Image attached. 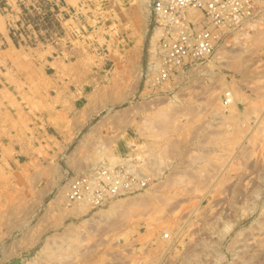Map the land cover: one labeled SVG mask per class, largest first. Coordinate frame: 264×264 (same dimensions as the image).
Segmentation results:
<instances>
[{"label":"rangeland","instance_id":"374dc122","mask_svg":"<svg viewBox=\"0 0 264 264\" xmlns=\"http://www.w3.org/2000/svg\"><path fill=\"white\" fill-rule=\"evenodd\" d=\"M153 28L149 0H0V251L24 247L0 264H264V24L163 77ZM111 72L109 111L130 108L117 123L140 143L71 170L48 116L72 78ZM101 165L143 185L70 203L71 177Z\"/></svg>","mask_w":264,"mask_h":264},{"label":"built area","instance_id":"2783aa9c","mask_svg":"<svg viewBox=\"0 0 264 264\" xmlns=\"http://www.w3.org/2000/svg\"><path fill=\"white\" fill-rule=\"evenodd\" d=\"M149 9L153 30L160 33L157 49L162 77L208 57L223 29L231 32L264 24V0H149ZM132 171L128 165H101L75 174L68 199L95 206L112 195L133 191L143 181Z\"/></svg>","mask_w":264,"mask_h":264},{"label":"crops","instance_id":"0c3cea01","mask_svg":"<svg viewBox=\"0 0 264 264\" xmlns=\"http://www.w3.org/2000/svg\"><path fill=\"white\" fill-rule=\"evenodd\" d=\"M119 80H117V74H113V72L110 76L97 74L92 77L84 76L81 79L72 78L70 82L78 85L76 87L72 86L62 98L66 104L64 111L61 110L58 113L59 115L51 113L48 116V121L54 128V134L48 135V138L51 141H57L64 150L71 147V152L67 155L65 161L61 162V165L67 166L71 170H86L100 163L98 161L91 166L92 164L87 157L91 149L110 144L113 155L122 156L131 152V148L136 143H140V135H136L138 132L135 127L131 125L123 127L117 123L118 117L122 115L121 113L127 114L130 108L125 106L113 113L109 111L111 107L118 106L125 101V99H121L116 91L118 89L116 87L120 83ZM85 83H94V87L87 90ZM80 149L83 150V154L80 153ZM75 153L76 156L72 160L71 158ZM60 160L59 157L57 161L60 163ZM62 176V169L58 168L53 177L47 179L48 188L52 189L54 182L57 185ZM50 179H54V182H50ZM41 193L46 192L41 191ZM23 251L24 247L18 245L12 248L11 252L3 249L0 251V262L9 258L15 259Z\"/></svg>","mask_w":264,"mask_h":264},{"label":"bare ground","instance_id":"6f19581e","mask_svg":"<svg viewBox=\"0 0 264 264\" xmlns=\"http://www.w3.org/2000/svg\"><path fill=\"white\" fill-rule=\"evenodd\" d=\"M195 14V13H194ZM259 26V25H258ZM258 26H257V28H258ZM254 28V27H253ZM255 29H256V27H255ZM237 32V31H236ZM239 34V33H238ZM156 36H158V30L155 28L154 30H153V33H152V36H151V40L153 39V38H155ZM156 39V38H155ZM151 42V41H150ZM152 42H153V40H152ZM155 42V41H154ZM153 42V43H154ZM152 44V43H151ZM151 46V45H150ZM153 48V47H152ZM151 48V49H152ZM153 51H154V49H153ZM230 98H228L227 100H229Z\"/></svg>","mask_w":264,"mask_h":264}]
</instances>
